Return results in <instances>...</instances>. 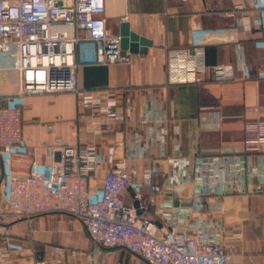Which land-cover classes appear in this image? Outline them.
<instances>
[{
  "label": "crops",
  "instance_id": "0c3cea01",
  "mask_svg": "<svg viewBox=\"0 0 264 264\" xmlns=\"http://www.w3.org/2000/svg\"><path fill=\"white\" fill-rule=\"evenodd\" d=\"M102 17L110 33L119 35L126 21L151 45L132 54L130 65H79L77 93L26 96L25 151L11 155L12 173L27 175L33 161L56 162L61 146H93L103 158L91 174L93 190L121 163L130 177L121 199L137 215L159 223L163 201L188 209L199 199L222 224L228 264H264V146L250 154L243 148L244 122L264 117V28L255 1L104 0ZM190 47L205 52L197 82H185L180 62L167 58L168 50ZM11 65L0 54V106L19 87ZM218 65L231 66L234 79L217 81ZM199 156L224 161L204 172L211 191L202 194L204 181L193 174ZM147 171L161 192L136 199L135 184ZM0 248L10 253L9 264H147L124 248L95 246L68 215L16 218L1 205Z\"/></svg>",
  "mask_w": 264,
  "mask_h": 264
},
{
  "label": "built area",
  "instance_id": "2783aa9c",
  "mask_svg": "<svg viewBox=\"0 0 264 264\" xmlns=\"http://www.w3.org/2000/svg\"><path fill=\"white\" fill-rule=\"evenodd\" d=\"M254 1L264 28V0ZM103 13L104 0H0V54L12 60L11 68L19 76L17 92L5 96L0 106V205L16 218L68 215L81 222L95 246L106 252L124 248L147 264H228L222 224L213 219L212 208L202 209L199 199L188 209L163 201L157 210L158 226L123 203L121 194L130 185L123 164L103 176L100 190H93L91 174L103 161L93 146H61L56 162L43 166L33 161L24 176L10 169L11 155L25 151L21 118L26 96L77 93L81 64H131L133 55L121 49L119 35L107 30ZM167 58L180 62L185 82L199 81L207 68L202 47L168 50ZM213 71L219 82L234 79L231 66H214ZM106 113L120 118L114 109ZM243 133L244 152H259L264 146V117L246 120ZM223 162L206 156L193 159L194 178L205 184L196 193L211 191L204 172ZM145 190L150 196L161 192L150 171L135 184V198ZM9 263L10 253L0 248V264Z\"/></svg>",
  "mask_w": 264,
  "mask_h": 264
},
{
  "label": "water",
  "instance_id": "95a60500",
  "mask_svg": "<svg viewBox=\"0 0 264 264\" xmlns=\"http://www.w3.org/2000/svg\"><path fill=\"white\" fill-rule=\"evenodd\" d=\"M119 36L121 49L128 51L131 54L143 52L146 47L151 45L150 40H147L132 32L129 28L128 22L126 21H122L120 23ZM157 224L160 226L159 223Z\"/></svg>",
  "mask_w": 264,
  "mask_h": 264
}]
</instances>
